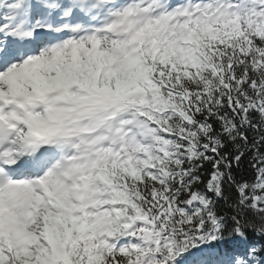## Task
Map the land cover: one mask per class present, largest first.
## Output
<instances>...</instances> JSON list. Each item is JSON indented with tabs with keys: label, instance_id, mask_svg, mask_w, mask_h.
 I'll list each match as a JSON object with an SVG mask.
<instances>
[{
	"label": "snow or ice",
	"instance_id": "1",
	"mask_svg": "<svg viewBox=\"0 0 264 264\" xmlns=\"http://www.w3.org/2000/svg\"><path fill=\"white\" fill-rule=\"evenodd\" d=\"M0 264H264V0H0Z\"/></svg>",
	"mask_w": 264,
	"mask_h": 264
}]
</instances>
